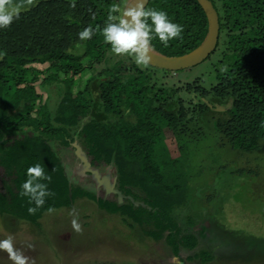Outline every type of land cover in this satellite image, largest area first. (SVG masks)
Instances as JSON below:
<instances>
[{
	"label": "trees",
	"instance_id": "obj_1",
	"mask_svg": "<svg viewBox=\"0 0 264 264\" xmlns=\"http://www.w3.org/2000/svg\"><path fill=\"white\" fill-rule=\"evenodd\" d=\"M212 2L220 36L211 62L215 81L207 86L202 77L169 84L172 73L189 69L138 66L131 55L114 54L102 30L119 0H75L74 8L71 0H11L24 9L0 28V215L39 225L46 213L89 198L142 226L145 215L159 217L150 234L167 242L174 256L196 248V233L162 219L187 197L180 176L167 172L181 160L172 159L175 149H164L166 136L188 153L206 135L196 129L197 120L209 118L224 147L252 153L264 144V0ZM148 9L165 11L183 27L167 46L153 31L154 51L183 56L204 43L209 23L197 0H151ZM122 14L121 7L113 13ZM88 26L94 35L80 40L78 33ZM76 142L93 167L116 165L117 187L132 199L119 205L71 181L61 149ZM36 164L51 176L42 182L54 195L31 215L28 208L35 204L21 195V186Z\"/></svg>",
	"mask_w": 264,
	"mask_h": 264
},
{
	"label": "rangeland",
	"instance_id": "obj_2",
	"mask_svg": "<svg viewBox=\"0 0 264 264\" xmlns=\"http://www.w3.org/2000/svg\"><path fill=\"white\" fill-rule=\"evenodd\" d=\"M129 2L119 0L122 12ZM215 54L184 73H172L165 82L202 77L204 84L211 85L216 76L211 67ZM208 119L197 120L196 129L206 135L198 136L188 153L178 150L172 136H166L163 144L164 149H175L172 159L181 160L169 164L167 172L174 170L180 176L177 183L187 197L162 219L176 224L178 230L196 233L194 238L200 241L196 248L174 256L167 242L151 235L159 217L145 215L142 226L122 211L107 212L89 198L78 200L72 209L46 213L39 225L0 215V240L12 236L14 247L29 258L28 264H264V144L252 153L224 147L215 139ZM75 145L80 146L76 142L61 149L71 181L103 199L126 203V198L120 202L86 172ZM82 154L87 156L85 151ZM93 169L115 183L116 165ZM73 209L82 233L72 228ZM0 264H13L6 251L0 250Z\"/></svg>",
	"mask_w": 264,
	"mask_h": 264
},
{
	"label": "clouds",
	"instance_id": "obj_3",
	"mask_svg": "<svg viewBox=\"0 0 264 264\" xmlns=\"http://www.w3.org/2000/svg\"><path fill=\"white\" fill-rule=\"evenodd\" d=\"M27 3L32 5L33 0H27ZM6 4L9 5L8 8L5 7ZM70 6L73 8L76 6L75 0H71ZM19 11L20 6L12 5L11 0H0V28L9 27L13 19L19 17ZM119 11V5L113 4L110 6L108 19L102 30L104 40L106 43L111 44V51L114 54L131 55L138 66L146 67L149 63L150 42L153 38V31L165 46L168 45L169 40L180 38L183 32L182 25L170 21L165 11L146 10L144 0H136L135 6L127 8L120 16L113 15V13ZM149 19L151 24L148 23ZM93 35L94 31L91 26L78 33L80 40L91 39ZM27 177L21 186V195L29 197L30 202L35 204V207L28 208L29 214L34 215L37 209L44 205L45 198L54 195L48 190V185L42 182L45 180L51 182V176H47L43 167L36 164L27 169ZM51 210L49 209V211ZM69 215L74 217L71 221L73 230L82 233L83 228L79 223L76 210L73 209ZM0 250L8 253V257L13 264H28L29 258L14 247L12 236L0 240Z\"/></svg>",
	"mask_w": 264,
	"mask_h": 264
},
{
	"label": "water",
	"instance_id": "obj_4",
	"mask_svg": "<svg viewBox=\"0 0 264 264\" xmlns=\"http://www.w3.org/2000/svg\"><path fill=\"white\" fill-rule=\"evenodd\" d=\"M151 0H144V7L147 9ZM204 12L206 13L208 23H209V31L208 35L204 41V43L198 47L193 52L183 55V56H166L161 53L154 51L150 47L149 52V63L153 67H156L161 70L168 71H182L191 69L202 62L206 61L212 53H214L219 44V36H220V18L219 14L214 7L212 0H197ZM136 4V0H130L127 8L133 7ZM126 8V9H127ZM130 19V18H129ZM76 153L79 159L84 163L86 172L90 175L94 176L96 181L99 184H102L108 194L116 195L120 202H122L125 198H127L118 188H117V179L113 184L111 181V177L108 175L101 176L100 172L97 169H93V166L87 156L82 154L81 146L75 145ZM132 199V197H128Z\"/></svg>",
	"mask_w": 264,
	"mask_h": 264
}]
</instances>
